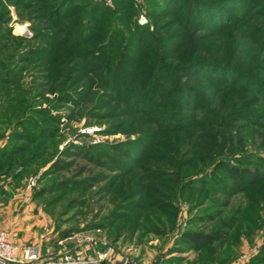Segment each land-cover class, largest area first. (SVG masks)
<instances>
[{
    "label": "rangeland",
    "instance_id": "1",
    "mask_svg": "<svg viewBox=\"0 0 264 264\" xmlns=\"http://www.w3.org/2000/svg\"><path fill=\"white\" fill-rule=\"evenodd\" d=\"M5 1L0 0V13L7 9L11 20L6 16L0 23V38L11 39L6 37L7 29H10L14 38L28 40L22 44V50L27 46L40 45L35 38H44L43 25L47 22L38 17L45 14L46 19H56V14L60 13V19V15L73 6L79 13L75 12L60 22L61 25L80 27L81 31L71 40L100 36L81 49L95 45H102L104 49L94 50L88 63L79 62L80 67L77 66L78 61L74 62L73 70L80 74L74 73L72 85H66L68 94L60 103H54L57 93L48 97L51 103H44L51 109L54 119L59 121L58 140L49 163H39L27 173L24 156L0 160V232H6L15 244L36 245L42 253L51 255L95 247L97 251L111 248L114 260L127 259L138 264H197L201 255L183 248L177 242L178 236L185 230L205 232L213 229L217 220L207 223L203 219L219 210V203L226 199L231 205L230 210L222 215L224 217L235 207L249 203V192L231 197L229 193H221V183H215L220 181L228 188L231 178L223 169L218 168V172L213 169L215 164L225 159L232 162L234 157L241 159L249 154L264 157V121L257 126L237 127L235 145L231 146L234 148L230 153L226 149L217 152L215 139L207 138L213 137V132L208 135L207 130L200 129L203 135L196 133L195 137L202 149L195 150L196 156H186L185 132L172 131L181 123L171 120L170 125L166 124L169 120L164 116L169 108H158L159 104L162 107L167 104L152 100L148 103L144 100L147 91L127 94L132 87L129 83L132 72L127 68L122 70L123 77L115 78L105 70L97 71L93 67L105 62L108 55L114 61L116 48L118 51L120 45L132 44L137 37L140 41L144 38L142 42L152 46L150 50L155 53L162 44L172 43L178 35L182 36L184 33L181 32L187 28L196 45L197 55L217 63L229 61L233 67L222 68L221 71L212 67L208 71L207 76H211L212 81H222L218 89L203 78L180 80V83L188 87L195 85L196 88L179 96L181 110L178 115L199 118L202 108L221 114L225 113L221 111L232 109L260 110L261 103H256L258 97L252 94L264 85V0H216L221 4L211 11V15L205 14L201 6L187 10L181 0H140L138 3L133 0L134 5L131 6L129 0L112 2L108 7L117 12V23L122 32L113 31L116 25L111 23L112 15H101V5L97 6L98 11H90L94 3L100 4V0H20V3L31 5L28 12L21 7H13L14 0ZM168 9L170 12L166 13ZM20 12L25 13L23 18L19 16ZM31 15L35 20H25ZM101 25L108 26V29L101 30ZM205 43L206 47L201 52L199 49ZM164 55L159 63L177 65L176 58L168 57L167 53ZM168 72L164 70V73ZM238 72L240 74L237 75ZM29 73L24 75L23 83L34 86V81L38 80ZM157 74L158 71L154 73ZM244 75L247 78H243ZM81 76L85 77L84 81L75 82ZM163 89H170L168 81ZM177 99V96L173 97L170 102L175 103ZM84 126L99 129L98 144L90 145V140L81 132ZM6 129L2 128L5 135L0 139V150L3 151L7 149L9 139ZM237 138L240 146H237ZM54 159L59 162L52 171L49 164ZM122 170L131 174L122 176L115 190L109 194L110 186L107 184L115 181ZM213 171L217 178L210 174ZM35 176V185L29 186V179ZM100 180L102 182H97ZM185 180L192 182L191 190L183 184ZM200 186H203L202 190ZM250 198L264 203L252 194ZM131 202L144 208L131 216L135 219L141 217L138 230L130 228L133 218L129 217L131 220L128 218L127 224L117 219L138 207ZM154 203L155 208L149 207ZM259 216L256 228L248 237L243 230L235 233L236 242L227 245L231 256L226 264H239L236 260L242 254H249L250 258L257 254L264 243V215L259 213ZM214 253L215 250L211 251Z\"/></svg>",
    "mask_w": 264,
    "mask_h": 264
},
{
    "label": "trees",
    "instance_id": "2",
    "mask_svg": "<svg viewBox=\"0 0 264 264\" xmlns=\"http://www.w3.org/2000/svg\"><path fill=\"white\" fill-rule=\"evenodd\" d=\"M8 1L9 0H6L5 2ZM116 1L123 2L124 0H112L114 3ZM129 1V6L132 4L134 5L133 0ZM181 1L186 4L187 10H189L190 7L201 6L203 12L208 15H211V11L221 4L220 2L217 3L216 0ZM99 2L100 4L94 3L90 11H98L97 6L99 7V5H101L103 8L101 15H112L111 23L116 25L113 27V31L122 32L121 27L118 26L119 24L117 23V12H115L114 9H109L102 0ZM0 6L2 9V4H0ZM30 6L31 5L20 3V0L13 1V7L16 9L21 7L25 12H28L29 9L32 8ZM75 12H77L76 7L73 6L60 15L62 19H58L60 13L56 14V19H46L44 13V16L39 15L43 17L38 18H42L43 21H46L47 25H43L45 31H42V36L44 38H35V40L40 42V45L38 46H27L22 50V44H26L28 40H24L21 37L14 38L11 35L10 29H7L6 37L11 39L4 40V38H0V98H2V95L6 97L0 115V124H3L5 128H7L6 130H8L10 126V132L7 134V137L9 136V139H7L8 146L6 150H0V160L4 157L19 159L20 156H24V164L26 165L25 170L27 173L32 172L33 168L39 163L44 165L49 163L48 160L53 158L54 146L58 140L59 121L54 119L51 109L46 108V106L43 107V104L46 101L49 103V98L53 97L55 93L58 95L55 98L54 103H60L63 96L68 94L66 87L72 85L74 73L80 74L79 71L75 72L73 70L74 62L78 61L77 66L80 67L81 63L79 62L82 61L88 63L87 60L90 57H93L94 50L97 49L103 51L104 49L102 45H95L86 50L81 49L83 46L92 43V40L100 39V36L98 35L96 38L90 35V39L86 38L84 40L82 37H79L76 41L71 40L77 32L81 31L80 27L75 24L61 25L60 22L71 17ZM167 12H170V10H166V13ZM77 13H79V11ZM19 14L21 18L25 15V13L21 14V12ZM6 16L11 20L7 9H5L3 13H0V23L4 21ZM88 16L90 17L91 15ZM25 20L33 21L35 19L31 15ZM101 26V30L106 31L108 29V26L106 25ZM220 26L224 25L220 24ZM31 28L36 30V27L32 25ZM93 28L95 30V27ZM190 28L193 30V27ZM181 33L184 34L182 36L178 35L177 39L173 40L172 43L162 44V46L158 47L155 53H152L150 50L152 46L148 45L146 41L142 42L144 38L140 41L137 37L132 44L129 42L130 44L127 46H125V44L120 45L118 51L116 48V57L114 61H112L110 55H108V57L105 58V62L99 63L93 68L97 71L105 70L108 75H112L115 78L123 77L122 70L123 68H127L132 72L129 74V77L131 78L129 83L132 84V87L127 90V94L138 92L137 90H141L142 93L147 91L148 93L144 96V100L148 103L152 100L167 104L165 107H162L159 104L158 108H169L164 116L169 120V123L166 124L170 125L171 120L181 123L177 129L174 128L172 131L179 130V132H185L183 138H185V142L188 145L185 150V153H187L186 156L194 154L196 156V153H194L195 150L197 152L200 148L202 149L200 141H197V138L195 137L196 133L203 135V132L200 129L207 130L208 135L210 131L213 132V137L208 136L207 138L215 139L214 142L216 141L217 152H219V150L222 152V149H226L230 153L234 148L231 146L235 145L234 133L237 130V127L257 126L261 121H264V85L252 94L258 97L255 102L261 103L259 106L261 107V111L259 109L254 111H248L247 109H232L221 111L222 113L225 112L221 114L207 111V109L202 108V113L199 118L195 115L190 117H182L178 115V111L181 110L179 96L187 91H193L196 88L195 85L188 87L187 84L180 83V80L203 78L210 83H214L213 85H215V89H218L221 88L222 81H212L211 76H207V73H209L208 71L212 67L219 71H221L222 68L233 67L232 63L229 61L217 63L204 59L200 54L197 55L198 51L194 48L195 44L193 42V37L189 34L188 29L186 28V30ZM186 33H188V35H186ZM205 47L206 43L199 50L202 52ZM128 52L132 53L138 60L133 59V56H130ZM108 53L110 54V52ZM164 53H167L168 57L173 56L172 59L176 58L178 62L177 65L161 64L162 62L159 63V61H162ZM96 58L98 59V56ZM94 60L90 62L93 64ZM163 60L165 61V59ZM166 69L169 71L168 73H164V70ZM28 71H30L29 76L38 80L34 81L36 83L34 86H25L23 83L24 75H26ZM156 71H158L159 74L154 75ZM167 74H169V76H166ZM238 74L240 73L238 72L237 75ZM243 78H247V76L244 75ZM84 79L85 77L81 76L76 79L75 82L80 83L84 81ZM167 81L169 82L170 89L166 91L163 89V86ZM247 90L250 93V90ZM59 91L61 92L59 93ZM245 94L246 93L243 95ZM176 96L178 98L177 101L171 103L170 99ZM255 102H253L252 105H254ZM155 104L156 103H154V106ZM142 111L144 112V110ZM139 112L142 114L141 111ZM247 112H250V115L246 116ZM144 115H147L146 117H148L147 113ZM199 121L201 122L199 123ZM4 132L5 131H3L0 126V139L4 137ZM236 142L239 144L237 146L241 145L239 138L236 139ZM232 160V162H228L225 159L221 161L220 164H215L214 166V171H217L218 168L223 169L226 176L231 178V184L228 185V188L222 186L223 183L220 181L215 183V185L221 183V185H219L220 190L223 189L221 193H225L226 195L229 193L228 196L231 197L239 193L249 192L250 194L257 196L258 200H264V157L249 154L242 156L241 159H239V157H234ZM58 162L57 159H54L51 164H49L52 171L58 166ZM192 163L193 162L190 164ZM214 171L210 174L213 175V178H217ZM129 174H131V172L129 173L126 172V170H122L121 175L117 176L115 181L111 183L109 182L107 184L111 188L108 189L109 194L113 192L114 188H116L115 186L119 183L122 176H128ZM84 182H86V180H84ZM84 182L82 181V183ZM97 182H102V180ZM183 184L186 185V188L191 190L192 182L190 180H185ZM202 189L203 186H200V190ZM40 190L42 191V189ZM250 194L247 195V197H249V203H243L242 206L239 205L238 207H235L226 217L222 215L230 210L231 203H229L228 199L223 203H219V210L207 215L203 219L207 223H213L217 220V224L213 229L205 232L199 230H185L180 232L177 242L183 248L194 252L197 256H199L198 254L201 255L197 264H207L206 258L208 257V260H210L208 264L228 263L231 255L227 249V245L236 242L237 237L235 233L243 230L244 235L248 237L256 228V223L260 217L259 213L264 215V203H257L250 198ZM130 204H133V206L137 205L138 207H136L135 210H130L128 213H125L126 217L122 216L117 219H121L122 223L127 224L126 220H128L129 217L131 219L133 218L134 223L131 224V227L129 225L127 226L138 230L141 227V217L135 219L131 216H133L134 212H138L139 214L144 208L138 203L131 202ZM149 207L155 208L156 204L154 203ZM130 218L129 220H131ZM200 220V222H204L202 219ZM213 250H215V253L211 254V251ZM190 264L193 263L191 262ZM244 264H264V243L259 248L257 254Z\"/></svg>",
    "mask_w": 264,
    "mask_h": 264
},
{
    "label": "built area",
    "instance_id": "3",
    "mask_svg": "<svg viewBox=\"0 0 264 264\" xmlns=\"http://www.w3.org/2000/svg\"><path fill=\"white\" fill-rule=\"evenodd\" d=\"M106 6L112 4V0H102ZM137 3L140 0H135ZM84 137L90 140V145H96L100 142L99 129L92 126H84L81 129ZM37 177H31L28 181L29 186L36 183ZM180 216L177 218L179 222ZM184 225L183 220L181 221ZM106 245V243H103ZM95 246V244L93 245ZM92 250V254H87V251ZM249 257V254H242L236 263L243 264ZM250 258V257H249ZM109 261L110 264H138L136 262L128 261L127 259L120 261L112 258V249L104 248L103 251H97L95 247L91 249H79L69 251L56 260H44L40 249L36 245H18L9 240L6 232H0V264H101Z\"/></svg>",
    "mask_w": 264,
    "mask_h": 264
},
{
    "label": "crops",
    "instance_id": "4",
    "mask_svg": "<svg viewBox=\"0 0 264 264\" xmlns=\"http://www.w3.org/2000/svg\"><path fill=\"white\" fill-rule=\"evenodd\" d=\"M23 80H25V78H23ZM26 86V83L24 84ZM2 98H0V115H1V112L3 110V105L5 104V100H6V97L4 95L1 96ZM2 101V102H1ZM43 106H45L43 104ZM1 128H5V126L3 124H0ZM8 132H10V126L8 128ZM8 134V133H7ZM40 249V248H39ZM104 250V249H103ZM102 250V251H103ZM40 252L44 258V260H56L58 258V256H60L61 254L58 253V252H55L53 255L51 254H45V253H42L41 249H40ZM66 253V252H64ZM87 254H92V250L90 251H87L86 252ZM116 261L119 260V259H115ZM101 264H110L109 261H105V262H102Z\"/></svg>",
    "mask_w": 264,
    "mask_h": 264
}]
</instances>
